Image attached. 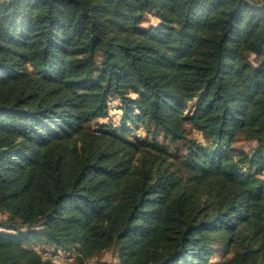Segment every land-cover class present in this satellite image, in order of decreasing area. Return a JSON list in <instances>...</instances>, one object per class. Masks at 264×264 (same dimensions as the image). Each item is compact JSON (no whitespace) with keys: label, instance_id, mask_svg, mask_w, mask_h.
<instances>
[{"label":"trees","instance_id":"obj_1","mask_svg":"<svg viewBox=\"0 0 264 264\" xmlns=\"http://www.w3.org/2000/svg\"><path fill=\"white\" fill-rule=\"evenodd\" d=\"M263 171L264 0H0V264H264Z\"/></svg>","mask_w":264,"mask_h":264},{"label":"rangeland","instance_id":"obj_2","mask_svg":"<svg viewBox=\"0 0 264 264\" xmlns=\"http://www.w3.org/2000/svg\"><path fill=\"white\" fill-rule=\"evenodd\" d=\"M157 19L155 16L153 15H147V21L146 24L148 23H153L156 22ZM252 58L255 59L254 55H252ZM195 102H197V100H195ZM194 108V105L191 106L190 110ZM120 115H121V110L119 108H117V105L115 103H113L111 105L110 108V114L108 117L105 118H101V120H105L107 122H113V124L117 125L118 121L120 119ZM95 124V121L93 122ZM188 129L190 132V137L204 141L205 138L203 137L202 133L197 130L196 128H194L192 123H188ZM141 133L144 134L145 133V128L144 127H140ZM158 140L161 142H166L167 144H169V146L171 147V149H175L178 153H183L186 151L187 148V141H178L176 144L170 142L168 139H166L163 135H159L158 136ZM256 144V141L253 139H249L247 138L245 135H238L236 137V141H235V145L238 146L239 148H241L242 150H245L247 152H251L252 147H254ZM262 176L264 178V171L262 172ZM5 217L4 214L0 213V218ZM30 247H33L35 249H39L41 250L43 253H45L46 251H44V249L49 248L48 250H50V246H44L43 242L41 239H36L35 241H33V243H31L29 245ZM218 250L220 248V244H217ZM215 252V254H213L210 258L211 260V264H221L222 261L230 255L229 251H225V250H219V252ZM52 251V250H50ZM58 253H53V255H55L56 257H54L55 259H53L54 261L57 262V264H68V262L72 259V256L74 255L72 250H64L61 249L60 251H56ZM117 262V258L115 255V252L113 250H107L105 252H103L102 254L98 255L97 257L93 258L90 260L91 264H115Z\"/></svg>","mask_w":264,"mask_h":264},{"label":"built area","instance_id":"obj_3","mask_svg":"<svg viewBox=\"0 0 264 264\" xmlns=\"http://www.w3.org/2000/svg\"><path fill=\"white\" fill-rule=\"evenodd\" d=\"M44 255L45 256H51V257H56L55 255H53L52 252H45Z\"/></svg>","mask_w":264,"mask_h":264}]
</instances>
